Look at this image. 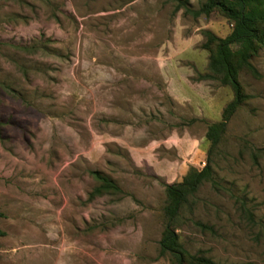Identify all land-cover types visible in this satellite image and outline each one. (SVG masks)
Masks as SVG:
<instances>
[{"label":"rangeland","instance_id":"rangeland-1","mask_svg":"<svg viewBox=\"0 0 264 264\" xmlns=\"http://www.w3.org/2000/svg\"><path fill=\"white\" fill-rule=\"evenodd\" d=\"M184 1L0 0V264H173L158 246L165 186L207 161L178 242L264 264V24L258 74L238 72L248 97L209 152L232 91L200 77L204 32L231 21ZM94 170L119 190L93 194Z\"/></svg>","mask_w":264,"mask_h":264},{"label":"trees","instance_id":"trees-1","mask_svg":"<svg viewBox=\"0 0 264 264\" xmlns=\"http://www.w3.org/2000/svg\"><path fill=\"white\" fill-rule=\"evenodd\" d=\"M213 9H217L221 15L231 21V29L223 37H217L209 31L204 32L206 35L204 47L209 50L208 72L200 77L216 79L221 84L229 85L232 97L223 106L220 120L206 124L204 136L209 141V152L219 142L229 118L248 97L238 80V72L244 69L251 74H258L250 58L256 55L258 48L263 44V33L259 24H264V0H205L197 10L192 11V14L207 15ZM90 173L99 181L93 194L119 190L115 183L98 171L94 170ZM203 179H209L208 161L200 170L189 169L181 182L165 186L168 201L163 207L165 222L158 246L159 255L168 253L173 264H216L208 257L190 254L184 250L171 228L179 208ZM241 206L242 210L250 215V211L244 205ZM3 235L4 232L0 228V237Z\"/></svg>","mask_w":264,"mask_h":264},{"label":"crops","instance_id":"crops-1","mask_svg":"<svg viewBox=\"0 0 264 264\" xmlns=\"http://www.w3.org/2000/svg\"><path fill=\"white\" fill-rule=\"evenodd\" d=\"M7 95L4 93V95H2V96H0V104L2 103H5L6 102V100H7ZM184 173H185V171H182V169L179 171V175L180 176H183L184 175ZM175 176H177L176 174H174Z\"/></svg>","mask_w":264,"mask_h":264}]
</instances>
